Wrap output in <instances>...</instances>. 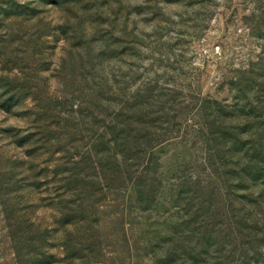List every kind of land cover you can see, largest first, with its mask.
<instances>
[{
    "label": "rangeland",
    "instance_id": "1",
    "mask_svg": "<svg viewBox=\"0 0 264 264\" xmlns=\"http://www.w3.org/2000/svg\"><path fill=\"white\" fill-rule=\"evenodd\" d=\"M263 120L264 0H0V264H264Z\"/></svg>",
    "mask_w": 264,
    "mask_h": 264
},
{
    "label": "trees",
    "instance_id": "2",
    "mask_svg": "<svg viewBox=\"0 0 264 264\" xmlns=\"http://www.w3.org/2000/svg\"><path fill=\"white\" fill-rule=\"evenodd\" d=\"M262 122L264 124V120ZM128 138L129 137H124L123 138L120 135L118 137H114L113 139L109 140L108 143L106 142V147L104 148V150H110L112 145H114V146L117 145V148H118L119 146H123L122 144H126L127 146H130V147L128 148V150H125V151H130L131 148L134 145H132L133 143L131 144V141H128ZM250 143H252V142L251 141H247V143L244 144V145H247V144H250ZM137 149H140L139 150L140 151L139 153L140 154L141 153L143 154V157L142 158L141 157L140 158L138 157V158L142 161L141 169H144V167H146V166L148 167V165H147L148 164V160L146 159V156H145V149L143 147H136L135 151H137ZM121 152H123V150H121ZM250 157L253 158L252 156H250ZM250 161H251V159H248L247 160V162H250ZM142 166H143V168H142ZM79 178H80L79 175H75L76 182L77 181H80ZM73 190L79 191L81 194L83 192V190L82 189H79L78 187L76 189H73ZM70 191H72V190H70ZM79 201H83V199H80ZM77 206H79V208H81V210H82V205H77ZM70 219H71V217H70L69 214H67V213L63 214V224H64V226H68L70 224H76L78 222L79 223L80 222H84L86 220V219H77L75 221H72ZM251 222H253V224L255 225L254 230L257 231V220L255 218H252L251 219ZM34 231L35 232H42V235H43L45 232H47V229H44V231H41L39 228H36V229H34ZM42 235H41V237H42ZM215 235H216L215 239H217V240H218V238L223 237V233H222L221 230L215 232ZM41 237L37 239L38 240L37 242H34V246L37 247V250H41V252H39V253L37 252V254L38 255L43 254V257L46 259V261H45L46 264H49L47 262H49V260H50L49 259L50 258V255H48L46 252L50 251L52 247H51V244H49V241H48V239L46 237H44V238L43 237L41 238ZM63 246L66 247L65 244H63ZM230 246L231 245H229L228 247L225 246L224 247V250L226 249L225 252H229V253H231L233 255L235 253V250L234 249L233 250L228 249V248H230ZM65 250H67V249H65ZM37 254H35V255H37Z\"/></svg>",
    "mask_w": 264,
    "mask_h": 264
},
{
    "label": "built area",
    "instance_id": "3",
    "mask_svg": "<svg viewBox=\"0 0 264 264\" xmlns=\"http://www.w3.org/2000/svg\"><path fill=\"white\" fill-rule=\"evenodd\" d=\"M220 50V47H215V51H219Z\"/></svg>",
    "mask_w": 264,
    "mask_h": 264
}]
</instances>
